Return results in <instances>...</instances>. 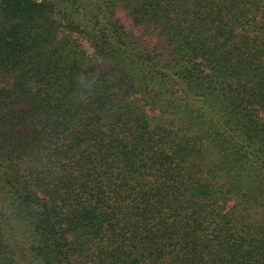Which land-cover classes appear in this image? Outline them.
<instances>
[{"label": "trees", "instance_id": "obj_1", "mask_svg": "<svg viewBox=\"0 0 264 264\" xmlns=\"http://www.w3.org/2000/svg\"><path fill=\"white\" fill-rule=\"evenodd\" d=\"M0 264H264V0H0Z\"/></svg>", "mask_w": 264, "mask_h": 264}, {"label": "clouds", "instance_id": "obj_2", "mask_svg": "<svg viewBox=\"0 0 264 264\" xmlns=\"http://www.w3.org/2000/svg\"><path fill=\"white\" fill-rule=\"evenodd\" d=\"M81 84L84 85L85 84V81L81 80Z\"/></svg>", "mask_w": 264, "mask_h": 264}]
</instances>
